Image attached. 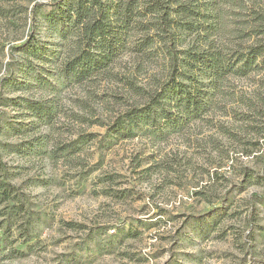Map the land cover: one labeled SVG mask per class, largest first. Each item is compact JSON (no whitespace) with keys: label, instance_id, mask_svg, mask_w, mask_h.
Here are the masks:
<instances>
[{"label":"rangeland","instance_id":"obj_1","mask_svg":"<svg viewBox=\"0 0 264 264\" xmlns=\"http://www.w3.org/2000/svg\"><path fill=\"white\" fill-rule=\"evenodd\" d=\"M56 1L0 0V264H264V71L203 70L200 112L114 135L170 86L161 60L66 73L80 51Z\"/></svg>","mask_w":264,"mask_h":264},{"label":"trees","instance_id":"obj_2","mask_svg":"<svg viewBox=\"0 0 264 264\" xmlns=\"http://www.w3.org/2000/svg\"><path fill=\"white\" fill-rule=\"evenodd\" d=\"M48 8V22L65 20L75 32L73 50L80 55L68 62V74L80 65L81 75L93 74L116 53L127 52L136 61L161 60V77L170 86L156 88L142 110L133 105L118 116L111 128L114 135L129 137L132 132L124 134L125 127L144 118L177 124L179 118L188 120L200 112L194 84L203 70L212 84L229 75L264 71L262 5L247 6L244 0H57ZM133 85L126 81L128 89Z\"/></svg>","mask_w":264,"mask_h":264}]
</instances>
